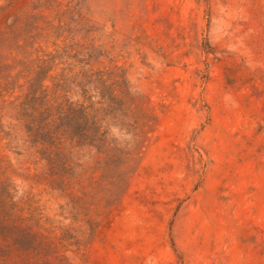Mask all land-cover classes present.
Listing matches in <instances>:
<instances>
[{
  "label": "rangeland",
  "instance_id": "1",
  "mask_svg": "<svg viewBox=\"0 0 264 264\" xmlns=\"http://www.w3.org/2000/svg\"><path fill=\"white\" fill-rule=\"evenodd\" d=\"M0 264H264V0H0Z\"/></svg>",
  "mask_w": 264,
  "mask_h": 264
}]
</instances>
